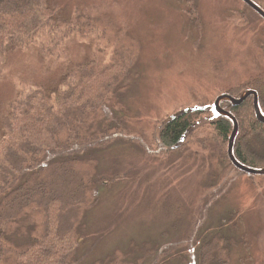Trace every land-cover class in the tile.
<instances>
[{"label": "trees", "instance_id": "16d2710c", "mask_svg": "<svg viewBox=\"0 0 264 264\" xmlns=\"http://www.w3.org/2000/svg\"><path fill=\"white\" fill-rule=\"evenodd\" d=\"M65 1L0 0V77L8 71L10 57L20 52H35L41 69L35 65L31 78L17 82L1 120L0 264L84 262L92 251L86 246L92 235L86 216L97 206L101 188L108 191L117 178L99 175L98 152L116 142L134 144L158 160L195 145L209 166L210 190L233 167L227 155L233 124L224 116L212 118L204 103V111L155 127L150 135L131 131L118 116L126 112L123 96L130 88L124 83L137 63L138 41L111 19ZM185 1L200 28L196 0ZM251 1L264 11L263 0ZM86 52L84 60L73 62ZM248 91L257 93L264 116L261 78L234 85L226 94L238 99ZM223 104L237 122L235 159L263 169L264 124L255 116L253 98L238 106ZM204 116L212 120L203 126L204 135L194 139L190 132ZM184 137L189 139L178 150ZM229 220L226 216L213 232L196 235L202 236L197 264H230L237 240L222 224ZM185 248L132 242L92 264H189L182 255Z\"/></svg>", "mask_w": 264, "mask_h": 264}, {"label": "rangeland", "instance_id": "374dc122", "mask_svg": "<svg viewBox=\"0 0 264 264\" xmlns=\"http://www.w3.org/2000/svg\"><path fill=\"white\" fill-rule=\"evenodd\" d=\"M65 2L111 19L138 41V60L124 83L130 88L123 96L126 112L118 116L133 132L150 135L170 116L202 103L211 110L218 97L251 78L264 84V20L241 0H196L200 28L185 0ZM36 56L33 51L11 56L0 77V131L17 82L31 78L39 65ZM223 103L220 109L228 111ZM208 118L202 117L190 132L194 139L204 135ZM188 139L178 143V150ZM186 150L158 160L119 141L98 152L99 175L117 178L108 191L101 188L97 206L86 216L92 233L86 246L92 251L80 264H92L132 242L180 243L189 264H197L202 236L196 235L213 232L226 216L230 220L222 224L237 240L230 264H264V175L230 167L210 190L204 153L195 145ZM83 249L81 244L78 255Z\"/></svg>", "mask_w": 264, "mask_h": 264}, {"label": "water", "instance_id": "95a60500", "mask_svg": "<svg viewBox=\"0 0 264 264\" xmlns=\"http://www.w3.org/2000/svg\"><path fill=\"white\" fill-rule=\"evenodd\" d=\"M244 4H246L249 8H251L253 11H255L263 20H264V11L261 10L257 5H255L251 0H241ZM252 97L253 98V107H254V112L257 120L260 123L264 124V116L260 111L259 104H258V95L254 91H248L245 92L240 98L235 99L230 97L229 95H222L218 97L211 109V113L213 116L221 115L224 116L225 118L229 119L232 124H233V131L231 133L230 139H229V144H228V149H227V155L228 159L231 163V165L238 170L239 172L246 174V175H264V168L263 169H252L248 168L246 166H243L240 164L234 157L233 155V145H234V140L237 136L238 133V127H237V122L235 121L234 117L229 114L227 111L220 109L219 105L221 102H229L231 106H238L242 104L245 100L248 98ZM204 111V108H191V109H186L183 111H180L172 116H170L168 119H166L164 122H162V126L171 123L172 121L177 120L178 118L190 114V113H195V112H201ZM178 145H176V148H178Z\"/></svg>", "mask_w": 264, "mask_h": 264}, {"label": "bare ground", "instance_id": "6f19581e", "mask_svg": "<svg viewBox=\"0 0 264 264\" xmlns=\"http://www.w3.org/2000/svg\"><path fill=\"white\" fill-rule=\"evenodd\" d=\"M212 114V113H211ZM212 116H213V114H212ZM215 117V116H214ZM217 117V116H216Z\"/></svg>", "mask_w": 264, "mask_h": 264}]
</instances>
